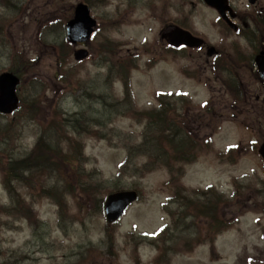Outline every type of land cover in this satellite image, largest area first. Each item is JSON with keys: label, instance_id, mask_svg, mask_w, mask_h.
Instances as JSON below:
<instances>
[{"label": "rangeland", "instance_id": "1", "mask_svg": "<svg viewBox=\"0 0 264 264\" xmlns=\"http://www.w3.org/2000/svg\"><path fill=\"white\" fill-rule=\"evenodd\" d=\"M77 1L0 0V73L18 66L21 73L16 88L19 107L0 117V163L30 153L41 134L40 122L51 119L54 109H60L64 116L79 118L80 125L86 119L102 116L103 100L99 95L104 94L107 103L122 96L121 82L104 91L97 85L96 80L105 73L103 58L109 61L108 56L113 55L132 61L139 56V67L130 71L132 100L137 107L149 108L156 91L183 92L196 106L204 102L215 106L217 116L209 131L195 122L198 137L203 139L195 148L203 144L208 154H202L186 167L182 179L184 189L206 190L209 185L231 197L238 183L249 184L253 189L260 187L264 164L256 149L264 141V86L247 65L251 49L254 46L259 49L262 43L260 36L253 39L249 33L254 27L240 23L246 37L230 33L217 22V14L198 0H107L106 6L92 9L98 31L96 39L86 46L90 52L88 59L76 63L70 55L62 63L51 45H59L65 39L64 30L56 26L57 21L51 23L46 19L59 11L67 12ZM231 2L242 14H252L255 18L264 14V0H256L253 5L247 0ZM182 19L185 26L189 24L200 37L221 51L217 56L219 65L215 64L216 59L205 55V49L177 51L160 41L161 28ZM218 66L231 70L224 76L226 83L231 87V79H237L241 95L227 91L216 70ZM233 97L239 100L243 97L240 114L237 113L239 106L231 107ZM34 99L39 103L37 106ZM124 109L119 107L114 112L115 121L110 125L113 133L121 136L137 133L141 126L124 116ZM214 124L215 132L211 135ZM193 127H189L191 133ZM5 133L15 139L8 141ZM83 142L88 156L86 168L98 170L107 188L138 189L143 195L141 200L129 207L110 241L104 232V214L92 216L70 197L67 201L72 215L79 222L63 235L58 229L57 208L53 202L39 199L35 185L33 191L27 188L24 192L32 202L33 211L48 228L38 230L33 236L24 221L14 222L13 227L0 226V264H73L82 256L87 257L84 264H151L157 258L159 249L151 239L164 225L170 227L171 222L169 215L162 211L170 194L165 188L167 172L159 170L141 179L124 176L115 180L118 164L125 156L123 142L118 138L92 137ZM230 146L235 149L226 152ZM2 184L0 175V205L9 206L11 202ZM249 196L245 191L247 202L243 207L248 212L239 217L237 225L218 236L215 249L205 245L185 252L180 242L170 264H264V216L258 209V212L251 210L257 198L252 196L248 200ZM76 201L82 204L80 198ZM5 219L6 216H1L0 224ZM170 233L178 236L173 230Z\"/></svg>", "mask_w": 264, "mask_h": 264}, {"label": "trees", "instance_id": "2", "mask_svg": "<svg viewBox=\"0 0 264 264\" xmlns=\"http://www.w3.org/2000/svg\"><path fill=\"white\" fill-rule=\"evenodd\" d=\"M57 20L62 26L63 19L59 17ZM51 47L57 52L59 60L65 63L71 54V45L62 41L59 45L52 44ZM108 58L109 61L103 58L102 66L106 71L96 83L104 91L115 81H120L124 88L122 100L116 99L115 102L107 103L105 95H101L102 116L97 119H86L82 125L77 122L79 118L63 117L60 111L53 110L51 119L40 122L41 134L33 150L23 157H10L0 163V175L11 202L9 206L0 207V218L6 216L0 226L13 227L14 222L24 221L32 228L33 236H36L38 230H47L48 225L38 219L32 209V202L24 192L27 188L33 191L34 185L39 199H49L57 207L58 227L64 235L70 226L79 222L72 215L67 197L77 202L79 208L81 206L87 208L92 216H100L104 195L120 187L107 188L100 172L86 170V158L83 159V148L80 147L83 145L84 137L119 138L126 148V157L118 168L117 180L124 176L144 177L159 168L169 172L167 184L172 191L170 199L164 204V210L169 213L171 228L178 236H172L168 228H165L152 240L153 245L159 249V255L151 264H170L171 255L177 252L176 245L182 236L181 243L186 252L201 244L212 246L218 235L234 227L237 214L230 213V216H226L222 212L221 209L226 207L227 203L231 210H234L232 202L213 187L206 192L194 190L187 193L179 183L183 176L182 165L197 158L196 140L185 127L189 126L190 120L187 113L182 111V108L189 106V99L183 94L157 93L155 105L150 109L137 110L130 91L133 60L115 58L113 55H109ZM220 63L218 58L215 64ZM12 70L21 76L19 66L13 67ZM216 70L229 93L242 94L237 79H231L233 85L231 87L226 83L227 79L224 76L231 72L227 66H218ZM236 101V97H233L232 108ZM34 103L36 106L39 104L35 99ZM119 107L125 108V115H129L142 127L138 135L132 133L122 137L113 133L109 125L113 122L112 113ZM5 135L8 136V133ZM13 139L14 136H8V141ZM237 187L234 196L239 198L241 194L238 192L239 186ZM262 187L264 189V182ZM79 198L82 204L76 201ZM234 204L238 211L239 200ZM254 208L264 215V201L258 202ZM104 228L106 238L113 241L116 225H105Z\"/></svg>", "mask_w": 264, "mask_h": 264}, {"label": "water", "instance_id": "3", "mask_svg": "<svg viewBox=\"0 0 264 264\" xmlns=\"http://www.w3.org/2000/svg\"><path fill=\"white\" fill-rule=\"evenodd\" d=\"M209 5H215L221 13L224 10V0H205ZM254 2V0H251ZM95 21L89 16V9L86 5L80 3L75 7L74 17L69 20L66 25L67 39L72 43L83 42L93 33ZM163 37L172 45H186L190 47H198L202 44V40L193 37L188 32L177 28L169 27L163 34ZM215 53V50L209 49L208 55ZM86 50H77L74 52L76 60L83 59L87 56ZM255 63L259 69V74L264 79V54L261 52L255 57ZM18 83V78L10 73L3 72L0 74V112L8 113L11 107L16 103L15 86ZM259 153L264 160V143L259 148ZM137 198L135 191H120L107 195L103 207L107 223H112L118 220L124 213L128 205Z\"/></svg>", "mask_w": 264, "mask_h": 264}, {"label": "flooded vegetation", "instance_id": "4", "mask_svg": "<svg viewBox=\"0 0 264 264\" xmlns=\"http://www.w3.org/2000/svg\"><path fill=\"white\" fill-rule=\"evenodd\" d=\"M234 12H235V21L236 22H239V23H245V16L244 15H246V14H242L241 12H239V11H235L234 10Z\"/></svg>", "mask_w": 264, "mask_h": 264}]
</instances>
